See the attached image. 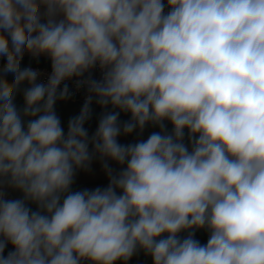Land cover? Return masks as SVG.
Returning a JSON list of instances; mask_svg holds the SVG:
<instances>
[{
    "label": "clouds",
    "instance_id": "1",
    "mask_svg": "<svg viewBox=\"0 0 264 264\" xmlns=\"http://www.w3.org/2000/svg\"><path fill=\"white\" fill-rule=\"evenodd\" d=\"M41 56L50 73L32 66ZM74 78L88 95L65 131L55 104ZM94 99L113 111L90 136ZM96 159L107 186L73 191ZM140 250L264 264V0H0V264H127Z\"/></svg>",
    "mask_w": 264,
    "mask_h": 264
},
{
    "label": "water",
    "instance_id": "2",
    "mask_svg": "<svg viewBox=\"0 0 264 264\" xmlns=\"http://www.w3.org/2000/svg\"><path fill=\"white\" fill-rule=\"evenodd\" d=\"M7 78L9 81L13 79L12 74H8ZM68 85L69 88V97L65 100H57L55 104V111L58 117L61 120V124L64 127L65 131L67 130V124L70 118L75 117L79 115L80 110L84 104L83 101L76 100L75 98L79 95V93L84 89V86L77 87L76 83L72 82H65ZM29 85L27 82H24L20 86L21 95L19 97L20 102L22 103V92L23 89L27 88ZM63 86V85H62ZM91 117L90 119L85 123V128L88 130L94 123H98L99 118L103 112L106 111H113L111 107L109 106L107 109L101 108L96 102L95 99L93 100V103L91 104ZM130 114L129 113H123L121 112L119 115V121L121 124L124 122H127L130 120ZM166 129L168 132H171L172 125L165 121ZM160 128L158 126L153 125H147L144 129V132L147 134V137L152 134L153 132H159ZM185 143L188 144L187 136L185 137ZM108 184V180L101 181L98 183L93 184H81V183H75L72 185L73 191H78L82 189H95L97 187H106ZM14 198H22V193L19 191L13 190L12 191ZM32 210H36V206L34 204L29 205ZM181 237H184L187 235V233H181ZM209 233L204 230H197L195 232L194 239L198 240L202 245L207 243ZM117 264H124L123 261H118ZM127 264H153L152 258L148 255H146L142 250L138 251L128 262Z\"/></svg>",
    "mask_w": 264,
    "mask_h": 264
},
{
    "label": "rangeland",
    "instance_id": "3",
    "mask_svg": "<svg viewBox=\"0 0 264 264\" xmlns=\"http://www.w3.org/2000/svg\"><path fill=\"white\" fill-rule=\"evenodd\" d=\"M97 124H93L89 129V135L91 136L96 128ZM147 139L145 136V133H140L139 130L134 131L132 134L124 136L121 135L118 138L119 143L121 144H129V143H135L139 140H144ZM111 163V162H110ZM112 167L116 168L117 166L112 163ZM108 180L107 176L102 170L101 163L98 159L94 160L91 164V171H78L75 177V183H81V184H93V183H98L101 181H106Z\"/></svg>",
    "mask_w": 264,
    "mask_h": 264
},
{
    "label": "built area",
    "instance_id": "4",
    "mask_svg": "<svg viewBox=\"0 0 264 264\" xmlns=\"http://www.w3.org/2000/svg\"><path fill=\"white\" fill-rule=\"evenodd\" d=\"M39 69L43 70V71L46 72V73H50V72H51V64H50V66L43 67V68H39ZM87 75H88V74L85 75V78L87 77ZM101 75H102V74H101L99 68L94 69V70L91 72V76H92L93 79H97V80H99V79H101ZM66 82L76 83V80H75V78H74L73 80L66 81ZM87 95H88V93H87V88H86V86H84V89L79 93V95H78L75 99H76V100H80V101L85 102V98H86ZM9 198H11V199H15V198H14V195H13L12 192L9 194ZM12 250H13V249H12L11 245H9V246L5 249V255H7V253H8L9 251H12Z\"/></svg>",
    "mask_w": 264,
    "mask_h": 264
},
{
    "label": "trees",
    "instance_id": "5",
    "mask_svg": "<svg viewBox=\"0 0 264 264\" xmlns=\"http://www.w3.org/2000/svg\"><path fill=\"white\" fill-rule=\"evenodd\" d=\"M29 58H25V61H28ZM51 62L50 59H45V58H39V64L33 63L32 66H41V67H47L50 66Z\"/></svg>",
    "mask_w": 264,
    "mask_h": 264
},
{
    "label": "crops",
    "instance_id": "6",
    "mask_svg": "<svg viewBox=\"0 0 264 264\" xmlns=\"http://www.w3.org/2000/svg\"><path fill=\"white\" fill-rule=\"evenodd\" d=\"M25 58H28V56L26 55ZM40 58L49 59V58H47L46 56H41ZM36 67H37V68H43V67H41V66H36Z\"/></svg>",
    "mask_w": 264,
    "mask_h": 264
},
{
    "label": "flooded vegetation",
    "instance_id": "7",
    "mask_svg": "<svg viewBox=\"0 0 264 264\" xmlns=\"http://www.w3.org/2000/svg\"><path fill=\"white\" fill-rule=\"evenodd\" d=\"M94 124H97L98 125V123H94ZM145 133V132H144ZM145 136H146V138H147V134L145 133Z\"/></svg>",
    "mask_w": 264,
    "mask_h": 264
}]
</instances>
